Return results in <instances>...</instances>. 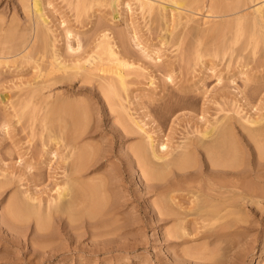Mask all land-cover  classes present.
Wrapping results in <instances>:
<instances>
[{
    "label": "rangeland",
    "instance_id": "374dc122",
    "mask_svg": "<svg viewBox=\"0 0 264 264\" xmlns=\"http://www.w3.org/2000/svg\"><path fill=\"white\" fill-rule=\"evenodd\" d=\"M43 1V8H45L43 12L48 19L46 27L43 26L48 36L45 39L49 41L43 39L40 45L41 39L38 38L36 42L39 44L37 45L36 42L34 44L39 49L46 44L48 49H45V45L44 50L41 49L39 52V49L36 51L37 47L33 45L35 49L30 48L34 49L30 54L20 57V49L16 47L17 50H15L13 43L11 46L16 52L19 51L17 55L20 54L16 57L12 50L11 55L16 57L13 56V58L10 54L8 55L10 49L7 54L5 53L10 43L14 41V37L10 40L6 37L7 34L3 35L5 31L8 33L6 28H9L10 24L12 26L10 28L16 25L15 27L20 30L27 27L26 33L19 29V31L16 29V33L15 29L9 28L11 32L16 33L14 35L17 38L21 32L26 34L21 36L27 38L33 33L28 24L31 19H35V15L32 13L34 17L32 16L29 20L30 9L28 8V11L27 8H22L18 0H12L13 3L0 0V40L3 39L1 37H6V40L12 41L7 43L9 45L6 44L8 42L6 40V42L2 40L4 43L0 41L2 43H0V49L4 48L3 56L10 57L9 61L8 58L2 59L8 63H3L0 59V264H18V262L19 264H264V202L256 204L248 201L246 203V201H238L239 198H237L238 200L235 201L237 203L232 207L221 205L224 206L221 209L227 207L222 215L228 212L230 215L215 221L200 218L194 220L188 229L189 234L185 235V206L190 197V192L185 188V182L171 192L175 197L174 200L165 196L167 205L169 204L167 210L172 214L166 215L167 217L160 215L166 209L161 210L160 205L158 206L159 201L165 198L164 194L154 192V186L159 182L147 181L148 178L144 175L145 169H142L145 168L142 152L141 155L139 154V160H135L133 151L130 149L133 144L139 143L142 146L143 142L148 144L147 134H150L155 146L162 141L169 145L168 152L161 149L160 151L170 153L171 157L173 152L175 155L178 154L182 146H185L183 144H187L191 139H200L202 136L199 132L208 130L209 127L216 131V125L224 124L225 127H231L232 141L235 137L234 143L240 146L241 153L239 152L236 156L241 155L239 159L243 163L236 164L235 169L253 172L254 175L259 170L261 182L257 184L264 189V155L258 153L259 150L260 153L263 152V148L257 150L253 142H250V147L244 146L242 137L247 138L243 125L250 128L259 125L247 120L264 121V38L262 40L260 35L257 39L259 34L242 31L233 44L234 50L231 49L225 54L216 52L218 40L214 45L211 44L212 40H209L212 38L206 37L208 38L206 41L201 38V42L199 43V40L197 43L202 50V57L198 58L194 54V47L187 46L191 44L189 38H185L187 40H183L184 42L182 41L180 45H178L177 34L167 38L165 19L156 23L150 22L148 18L142 16L135 1H132L131 8H128L126 4L119 6L118 16L111 7L93 4L95 1L92 2L91 8L81 10L79 15L74 4L76 0ZM256 1V3L254 1L249 3L250 6L255 4L250 10L256 8L261 0ZM201 18V16L197 17L199 20ZM180 28L181 25L175 32L178 33ZM27 30L31 33L28 34ZM134 31L137 33L136 38H134ZM104 35L109 36L107 40L126 66H122V63L111 58L105 51ZM120 35L126 38L125 44L118 40ZM19 39H17L18 45ZM17 44L15 43V46ZM1 46L4 47L1 48ZM5 46H7L6 49ZM19 47L24 50L27 44L23 46L24 49L22 46ZM55 54L60 55L59 61L66 64L79 62L88 68L101 62L100 57L104 56L102 58L106 69H119L127 74L125 78L128 93L122 91V96H128L124 98L126 100L123 103L126 104V109H129V114L131 113L139 121L143 130L132 134V138L126 132L127 126L131 128V123L126 119L128 112L125 118L124 110L117 106L114 99L111 103L112 98L111 100H108L109 97L104 98L105 95L99 91L97 81L83 80L79 67L68 69V72L75 74L73 80L54 82L55 76L60 75L61 72H63L61 75L65 73L67 75V71L61 70L54 71L56 73L52 75L49 73L50 76L46 74L52 66V56ZM168 74L172 76V79L167 77ZM72 75L68 76L72 77ZM57 98L62 99L60 101ZM56 100L58 103L61 102V106L56 103ZM51 103L58 108V111L61 107L60 111L63 110L64 113L61 114L60 111L59 113L55 107L50 108ZM69 103L73 104L74 116L70 114L71 112L69 114L67 112L70 109L67 105ZM62 104L65 105L62 106ZM64 106H66L65 109L69 108L66 112L63 109ZM77 106L79 109H76ZM81 107L86 110V115L83 114ZM50 109L52 113L55 109L57 112L50 115ZM75 109L77 112L80 110L78 116ZM69 116L73 117L72 123L76 126L73 132ZM83 116H86V120ZM118 116L123 119V124L120 123L122 121H119ZM66 117L69 124L65 121ZM79 124H82L81 127ZM68 125L71 128L70 130L68 127L70 131L67 130ZM221 128L217 130L220 131ZM72 133L75 141L72 139ZM78 135L82 136V139ZM220 135L221 133L218 135L217 132L215 137ZM215 137L213 135V138ZM62 139H65L64 143ZM103 139H106L109 144ZM97 141L100 142L102 149H99ZM76 142L79 144L76 145ZM71 143H74L75 149L71 148ZM87 143L98 147L93 148L91 144L89 147ZM56 145L58 149L55 150ZM180 145L182 148L179 147ZM62 146L65 147L63 151ZM86 146L89 150H95L97 154L96 157L94 152L90 155L92 157L89 158L90 164L86 163L87 169L77 178L75 174H71L75 167L74 153ZM148 148L149 146L145 145L144 153L149 151ZM174 148L180 150L176 151ZM50 149L54 151L50 152ZM57 151L58 154L53 153ZM62 154L65 157L61 156ZM146 156H150V153ZM70 157H73V160ZM201 160H205V157L197 154L193 163L197 165L196 167L205 169ZM91 161L97 165L95 166ZM258 162L261 165H258ZM103 172H106L107 176ZM175 176L177 175L172 174L169 178L173 179ZM78 182L103 183L106 199H111L108 200V205L115 207V213L119 215L112 214L115 224L121 226L118 232L97 237V231L92 229L87 220L71 223L67 216L61 219L58 214H56L57 219H55L56 215L53 217L46 232H41L34 217L26 220L16 219L17 213H21L20 210H23L27 203L29 205L31 197V200L33 197L34 200L30 206L37 207L44 213L50 206L53 207V204H55L54 207L56 206L58 198L55 197L59 194L57 190L61 192L64 187L68 188ZM61 185L65 186L62 188ZM23 199L25 202L22 201ZM34 202H38L36 206ZM124 225L127 227L125 228ZM211 232H218L220 235L214 243H210V239L207 238ZM49 237L52 239L49 240ZM55 237L59 239L56 240ZM52 240L55 244L51 243ZM41 242H44V245ZM49 242L51 245L48 244ZM44 246L46 249L43 248ZM53 246L56 247L57 252L55 249L49 250ZM51 254H56L57 257Z\"/></svg>",
    "mask_w": 264,
    "mask_h": 264
},
{
    "label": "bare ground",
    "instance_id": "6f19581e",
    "mask_svg": "<svg viewBox=\"0 0 264 264\" xmlns=\"http://www.w3.org/2000/svg\"><path fill=\"white\" fill-rule=\"evenodd\" d=\"M9 1L12 2V0H8V2ZM18 1H19L20 5L21 4L23 5V6L21 5L22 8L24 7V8L30 9L31 12H28L29 9H28V11H26V13L27 12L31 13L29 20L31 19L32 16L34 17V15H35V17H34L35 19H31L29 24H28V27H30V29L33 33L31 36H28V34L31 32H29V30H27L28 31L27 32L28 37L24 38L26 36V34H23L22 32L26 33L25 29L27 27L23 30L22 29L20 30V28H18L20 31H22L21 33L19 32L20 35H18V36H19V38L21 37L19 39V38H17V36H15L17 33V30H18L15 27L16 25L13 26L14 28H10V27H12L11 24L9 26V28L11 30L15 29L14 31H16V33H14V31L11 32V30H9V28H6L8 30V33H7V31H5L3 35L7 34L6 37L9 38L10 40H12V38L14 37V41L12 42L9 39L6 40V37H1L3 39H1L0 41L2 43H4L2 40L8 41V42L5 41L6 44L12 42V43H10V45L7 44L9 46L7 48V51L5 52L7 54L8 49H10L9 50L10 52L8 53V55L10 54V57H13V56L15 57V55H13V56L11 55V54H13L12 50H14L13 47L11 46V45H13V43H14V45H13L14 48L18 47L20 49V52L19 51H17V52H19L21 54V56L19 53L17 55V52L15 51V50H17V48L14 50V54L17 55L16 57H19V56L23 57V55L26 57L28 54L31 53V51H33L35 49V46L37 47V45L39 43H40V45H42L43 39L46 41H49L48 39H45V38H48V36L46 35L47 33L45 32L46 30H44L45 29L44 26L46 27V25L48 23V19H47L45 13L43 12V10H45V8H43L44 7V5H43L44 1L43 0H18ZM93 1H95V2H93ZM132 1L136 2L137 7L140 9V11L142 13V16L145 18H148V20L150 22L156 23V21L158 22L159 20L165 19L164 24H165V33H166L167 38L172 36V35L177 34L179 36V38L177 40V41H179L178 45H180L183 40L186 41L187 39H185V38H189V41L191 44L190 45L188 44L187 46H188V48H189V46L194 47V54H196V56L198 58L202 57V50L199 48V45L197 43L199 40H200L199 43L201 42V40H202L201 38H203V41L208 40L209 37L212 38V39H209L210 41L212 40V42H213L211 44L216 43L215 41L218 40L219 43H218V45L216 43V46H217L216 52L217 53H223V54L227 53L231 49L234 50L233 44H235V42L238 39V34L239 33L241 34L242 31L243 32L244 31L245 32L251 31V32H253L254 35L259 34V35H257V37L254 36V38L256 37L257 39L259 38L258 36H260V35L262 37V40L264 38L263 37L264 36V32H263L264 31L263 30L264 29V0H261V1L258 0L259 1L257 4L258 6L257 7L255 6L256 8H254L253 10H250V9H251V6H253L255 4H253V5L251 4V6H250L249 3L253 2V1L255 2L256 0H76L74 4L76 6V10L78 12L77 13L78 15L81 12V10L83 11L85 8H91L92 7L91 4L93 2V4L96 3V4H100L101 6L103 5V6L111 7L115 11L116 16H118L119 11L117 10V8L119 6H123L124 4H126V6L128 8H131L132 7L131 6ZM16 7H18V6H16ZM32 13L34 15H32ZM199 16L202 17L201 20L197 19V17H199ZM183 19H184V21H182ZM13 24H15V22ZM179 25H181V28L178 31V33H176L175 30L177 29V27ZM22 34L25 36H21ZM135 34H137L136 31H134V38L137 37V35L135 37ZM243 34H245V33H243ZM10 35H12V37ZM206 37H208V38H206ZM247 37H248V33H247ZM38 38H39V40L41 39L40 40L41 42L39 41V43L36 42ZM108 38H109V36L104 35L103 43L106 44L105 51L109 54V56L111 58H114L116 61H119L120 64L122 63V66L123 65L126 66L125 62L123 63L122 60L117 56V53L115 52L113 47L110 45L109 41L107 40ZM204 38H205V40H204ZM17 39H19L18 40L19 45L17 44ZM118 40L123 44L126 43V38L123 35H120L118 37ZM46 41H45V43H46ZM189 41L187 43H189ZM35 42L37 45L34 44ZM15 43L17 44L16 46H15ZM26 44H27V47L24 49L23 46ZM33 45H35V46H33ZM45 45L46 44L43 45V48ZM19 46H22V48L24 50H22L21 47H19ZM3 47L4 46H1V48H3ZM6 47L7 46H5V49H6ZM32 47H34V49H30ZM43 48H41V49H43ZM38 49L39 48L37 47V49H35V50L37 51ZM41 49H39L38 51L40 52ZM45 49L46 50L48 49L47 45H46ZM102 49L104 51V48H102ZM0 50L2 51V52L0 51V55H2V56H0V59L2 60L4 57L3 56L4 48L0 49ZM43 50H42V52H44ZM101 52H102V50H101ZM5 53H4V55H5ZM8 55H6V56H8ZM102 55H104V54H102ZM10 57H6V58H8L7 59L8 61H9ZM102 57H104V56L100 57L101 62H98V63H96V65L94 64L95 66L93 65V66H91V68L90 67L88 68L86 66H83V64H81L79 62H77V63L75 62L73 64H66L65 62H62L61 60L59 61V59L61 58L60 55L55 54L54 56H52V58H53L52 59L53 62H51L52 66L50 65L51 68L49 69V71L47 70L48 73H46V74L48 75L49 73H51V75H52V73L55 74L56 72H58L60 70L64 71V72L67 71V75H66V73H65V75H61V74H63V72H61L60 75H56L54 82H63L65 79L66 80H73V76L75 74L68 72V69H74V68L79 67L81 69V73L84 77L83 80L91 81L92 79H94L95 81H97L99 91L103 92L102 94L105 95L104 98L108 99V97H109L108 100H111V98H112L111 103H113V99H114L116 101L117 106H119L122 110H124V112L123 111L122 112L125 114V115L124 114L123 115L126 118V115H127V112L129 109L128 110L126 109L127 106H126V104L124 105L123 101L126 100L124 98L125 97L127 98L128 95L123 97L122 91L128 93L127 92L128 91V88H127L128 85H127V81L125 78V77H127L126 76L127 74L123 73V71H121L119 69H106L105 65H104L105 63L103 62L104 59ZM6 58L4 57V59H6ZM109 58H107V59L109 60ZM115 60H114V62H115ZM8 61H3V63L4 62L8 63ZM110 62H112V60ZM54 71H56V72L54 73ZM71 74H73L72 77L68 76ZM48 76H50V74ZM167 77L172 79V76L170 74H168ZM53 78H54V76H53ZM50 79L48 80L49 82H50ZM49 82H47V83H49ZM61 99H58V100L61 101ZM58 100H56L57 101L56 103H58ZM68 100H66V101H68ZM62 102H63V100H62ZM60 103L61 102H59L58 104L61 106ZM80 103H82V102H80ZM78 104H79V102H78ZM51 105H52V107L50 106V108L55 107V105H53L52 103H51ZM63 105H65V104H62V106ZM67 105L70 106L69 107L70 109L66 108V109H69V111H67L68 114H69V112H71L70 114L74 116L75 112L73 109V104L69 103ZM56 106H58V105H56ZM65 107L66 106H64L63 109H65ZM78 107L79 106H77L76 109H79ZM56 109L58 111V108H56ZM56 109H55V111H56ZM60 109H61V107H60ZM60 109H59V111H60ZM66 109L64 110L65 112H66ZM76 109H75V111H76ZM121 109H119V110H121ZM81 110L84 111L83 114L86 115L85 114L86 110H83V108ZM55 111L53 110L54 113H55ZM62 111L63 110L60 111L61 114L64 113ZM78 112H77V116H78ZM50 113L52 115H54V113H52L51 109H50L49 114ZM59 113H56V114H59ZM79 114H81V113H79ZM87 114H88V112H87ZM85 117L83 116V118L86 120ZM119 117L121 118V116H118V118ZM127 117H128V118H126L127 121L131 123V124L129 123L131 128L129 129L127 126L126 128L128 130L126 129L127 130L126 132H128V134H130V136L132 134L137 133V131L143 130L139 121L135 117H133L131 113L129 114V112H128ZM69 118H70V116H69ZM71 118H73V117H71ZM120 118H119V121L120 120L122 121L123 119H120ZM66 119H67V117L65 118V121H66ZM75 119H76V117L74 118V120ZM79 119H81V118H79ZM88 119H89V117H88ZM126 119H125V121H126ZM72 120L73 119H71L70 126L73 129L71 130L70 126L68 125L67 130L69 127L70 130L73 132V131H75L74 127H76V126H74V123H72L73 122ZM67 121H69V120H67ZM67 121H66V123H68ZM76 121H78V119ZM82 122H84V121H82ZM123 122L124 121H122L120 123L123 124ZM247 122H250L252 124H259V125H257V127H255V128L254 127L253 128L246 127L244 125L242 126L244 128L243 130L246 131V135H247V138L245 136H242L243 141L245 142L244 146L250 147V142H253L254 146H256L257 150H259L261 147L263 148V152H261L262 154L260 153V150L258 151V153L263 156L264 155V121L263 120H247ZM75 123H78V122H75ZM85 123H86V121H85ZM226 124H227V122H226ZM76 125H78V124H76ZM81 125L79 124L80 127H81ZM131 125H133V127ZM214 126H215V124H214ZM215 127H217L216 131L218 132V135L221 133L220 136L215 137L217 132L215 131L214 128L209 127L210 130L206 129L204 131L199 132L202 136V137H200V139H191L190 141H188L187 144L186 143L183 144L185 146L180 145L179 147H181V146L183 148L185 147L184 151H182L183 148L181 147L182 150L180 152H178V154L175 155V153L172 150L171 152H173L174 155L171 154V157L169 156L170 153H166V152H168L169 145L167 143H165L164 141H162L158 146H155L154 140L152 139L150 134H147V138L149 140L148 144L147 143L145 144L143 142V146L138 143L136 145L133 144L131 146L132 148L130 147V149L133 151V154H132L134 156L133 158L134 159L136 158L135 160H139V154L141 155V152H142V154L144 156V160H143L144 163L143 164L145 167L142 169L143 170L145 169V171H144L145 174L144 173L143 174L147 176V178H148L147 181L151 180V181L159 182L157 185L154 186V192H156L158 194H164V197L168 196L169 198H171V200H174L175 197L172 196L171 192L173 190H175L176 188H178L182 183L185 182V188L190 192V197L187 199L188 204L185 206V235L189 234L188 229H190L191 223H194V220L196 221L200 218L202 220L211 219V220L215 221V220H219L221 217H225V216L230 215L229 212L227 214L223 213V215H222V212L227 207H232L234 204H236L237 202H235V201L238 200L237 198H239L238 201H240V200L246 201V203L248 201H251V202L256 203V204H261L262 202H264V191H263L264 189H261L260 187H258V184H257V183L261 182V181H259L260 177H261V175L259 176V174H258L259 170L257 171V174L254 175L253 172L242 171L243 169L241 166H240V168L242 169L241 171L238 169H235L236 164L241 163V161L239 159V157L241 158V155L238 157L236 156V155H239V152L241 153V151L239 149L240 146L237 143H236L237 145L234 143V142H236L235 137H234V141H232L233 135H231V131H232L231 127L230 126L225 127L224 124H223V126L216 125ZM221 127L222 128L224 127V128L222 129ZM218 128H221V130H223V131H221L220 129L219 130L221 132L218 131L217 130ZM70 130H68V131H70ZM82 130H83V128H82ZM82 130H81V132L84 131V130L83 131ZM212 131H213V133H212ZM235 131H234V133H235ZM77 132H78V128H77ZM88 132L90 133V131H88ZM214 132H216V133L214 134ZM80 133H78V134H80ZM91 133H92V131H91ZM85 135H86V133H85ZM102 135H104V134H102ZM213 135L215 138H213ZM75 136H76V134H75ZM78 136H80V135H78ZM79 138L82 139V136H80ZM102 138H100V139H102ZM124 138H125V136H124ZM55 139H57V138H55ZM58 139H61V138H58ZM72 139H74V141L76 140L73 137V133H72ZM77 139H78V137H77ZM64 140H63V143H64ZM103 140L108 142L106 139H103ZM103 140H102V142H103ZM58 142H59V140H58ZM66 142H67V140H66ZM97 142H99V141H97ZM137 142H139V141H137ZM55 143H57V142H55ZM80 143H81V141H80ZM77 144H79V143L76 142V145ZM87 144H89L88 145L89 147H90V144L92 145V143H87ZM93 144L95 145V143H93ZM108 144H109V142H108ZM144 144L149 146L148 149L150 152L148 151V152L144 153V147H145ZM105 145H107V144L105 143ZM64 146H66V145L64 144ZM70 146H71V148L75 149L74 143H71ZM98 146H99V149H102V148H100V142L98 143ZM86 147L83 149L77 150V152L74 153L75 167H74L73 171L71 170L72 171L71 174H75L77 176V178L79 177V175L81 173H83V171H85V169H87L86 163L90 164L89 158H92V157H90V155L94 152L95 153L94 157H96V154H97L95 152V150H89V147H87V148ZM97 147L93 146V148H97ZM104 147H107V146H104ZM50 148H52V147H50ZM56 148H57V145L55 147V150H56ZM63 148H65V147L62 146V149H61L62 151H63ZM80 148H81V146H80ZM176 148H178V147H176ZM104 149H107V148H104ZM160 149L165 150L166 152L163 153L160 151ZM242 149H244V148H242ZM175 150L179 151L180 149L179 150L175 149ZM51 151H54V149L53 150L50 149V152ZM99 151L101 152V150H99ZM132 151H131V153H132ZM242 152H244V151H242ZM53 153L58 154V151L53 152ZM71 153H73V152H71ZM148 153H150V156H146V154L148 155ZM197 154L205 157V160H203V161L201 160L204 164L205 169L198 168V167H196L197 165L196 166L194 165V163H193L194 158H195V155H197ZM68 155H69V153H68ZM70 155H72V154H70ZM61 156H64V155L62 154ZM66 156H67V154H66ZM101 157L102 156H100V158ZM108 157L110 158V155ZM102 158H104V157H102ZM71 159L73 160V157ZM95 160H97V159L95 158ZM68 161L69 160H67V162ZM258 161H260V160H258ZM65 162H66V160H65ZM198 162H197V164H198ZM92 163L95 165L94 162H92ZM137 163H139V162H137ZM258 165H261V163L258 162ZM87 166H90V165H87ZM91 166H92V164H91ZM65 168L67 169V167H65ZM89 168H91V167H89ZM251 168H253V167H251ZM253 169L256 170V168H253ZM261 169H260V171H261ZM68 171H69V167H68ZM103 173L105 174L106 172H103ZM67 174H70V173H67ZM172 174H175L177 176H175L173 179H170L169 177ZM104 181H106V180L104 179ZM104 181H102V182H104ZM263 181H264V179H263ZM263 181H262V183H263ZM106 183H108V181H106ZM63 186H65V185H63ZM63 186L61 185L62 188H63ZM262 187H263V184H262ZM59 188H60V186H59ZM57 193H59V194L57 197H55V198H58V199H56L57 200L56 206L54 207L55 204H53V207L50 206L49 209L45 208L48 211L44 212V213H43V211L41 212L40 209H38L37 207H31L30 206L31 202H33L32 200H34V197L32 200H31L32 197L31 198L27 197L28 199L30 198V201L28 200L30 203H29V205L27 203L26 204L27 206L23 207V210H20L23 213L22 212L17 213L16 219L19 218L22 220H26L28 218L34 217L36 222H37V227L40 228L41 232L42 231L46 232L47 227H50L49 223H51L53 217L56 214H58L59 218H61V219L63 216H67V218L69 219V221L71 223L79 222L82 220H87L90 223V226L92 227V229L97 231V234H98L97 237L103 236V235L105 236L108 234L112 235L121 229V226H117L115 224L116 221L114 219H112V214L114 215L117 213H115L116 212L115 207H113L112 205H110V206L108 205L109 199L108 200L106 199L105 187H104L103 183L89 184L87 182V184H83L82 182H78L77 184H73V185L69 186L68 188L64 187L63 190H61V192H58V190H57ZM99 194H100V196H99ZM109 195H110V193H109ZM110 197H111V195H110ZM20 199H22V198H20ZM59 199H60V201H58ZM165 199H166V197L161 199L158 203V206L160 205L159 207L161 210L162 209L167 210V207L169 205V204L167 205L168 202H166ZM22 201L25 202L24 199ZM20 203L22 204L21 201H20ZM37 203L34 202L35 206L37 205ZM52 203H53V201H52ZM239 203H238V205H239ZM48 204L50 205L49 202H48ZM221 205H224L227 207L225 209H221V207H222ZM18 206H19V204H18ZM39 206H41V204ZM224 206L222 208H224ZM235 207H236V205H235ZM119 209L120 208H118V210ZM168 209H169V207H168ZM165 211H162V213L160 215H162V216L168 215L169 216L170 214H172L169 210H167V212H165ZM13 212H14V210H13ZM109 214H111V216ZM119 214H120V212H119ZM117 216H119V215L117 214ZM190 216L192 218H189ZM55 217H56L55 219H57V215ZM120 217H122V216H120ZM116 219L119 220L117 217H116ZM122 220H123L122 222H124V219H122ZM56 221H58V220H56ZM58 224H60V222ZM120 224H122V223H120ZM35 225H36V223H35ZM124 227H125V225H124ZM36 230L38 231L37 228H36ZM123 233H126V232H123ZM219 236L220 235L218 232H211V234L207 235V238L210 239V243H214L219 239ZM117 238H118V236H117ZM51 239L49 237V240H51ZM55 239H56V237H55ZM57 239H59V238H57ZM103 239H104V237H103ZM76 240L78 241V239H76ZM33 241H34V239H33ZM42 241H43V239H42ZM96 241H98V240H96ZM37 242H40V241L37 240ZM44 242H41V243L43 244ZM58 242H60V240L57 241L56 243L58 244ZM61 242H63V241H61ZM104 242H105V240H104ZM51 243L55 244V242L53 240ZM42 244H40V245H42ZM48 244H50V242ZM95 244H97V243H95ZM50 245H48V246H50ZM46 246H44L43 248L46 249ZM54 247L55 246L51 247V249H49V250L53 251L55 249V251H56V247L55 248ZM45 249H43V251ZM56 254L58 255L59 252ZM56 254H51V256L57 257ZM61 254H60V256H61ZM43 256L45 257L44 254H43ZM51 256H50V258H51ZM63 256H64V253H63ZM47 257L49 258V256H47ZM48 258H46V259H48ZM45 260H44V262H46ZM18 264H19V262H18Z\"/></svg>",
    "mask_w": 264,
    "mask_h": 264
}]
</instances>
